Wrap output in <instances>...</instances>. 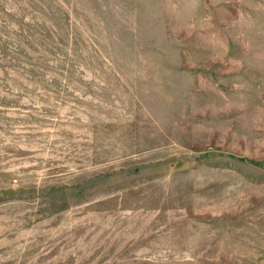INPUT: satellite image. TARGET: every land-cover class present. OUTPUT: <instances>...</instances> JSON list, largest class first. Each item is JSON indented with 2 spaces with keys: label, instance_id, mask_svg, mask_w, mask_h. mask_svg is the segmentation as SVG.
Listing matches in <instances>:
<instances>
[{
  "label": "rangeland",
  "instance_id": "obj_1",
  "mask_svg": "<svg viewBox=\"0 0 264 264\" xmlns=\"http://www.w3.org/2000/svg\"><path fill=\"white\" fill-rule=\"evenodd\" d=\"M0 264H264V0H0Z\"/></svg>",
  "mask_w": 264,
  "mask_h": 264
}]
</instances>
